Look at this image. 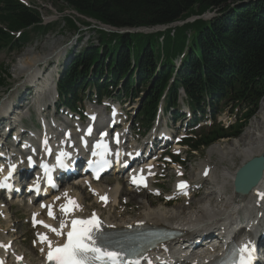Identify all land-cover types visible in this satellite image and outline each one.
<instances>
[{
	"label": "trees",
	"instance_id": "1",
	"mask_svg": "<svg viewBox=\"0 0 264 264\" xmlns=\"http://www.w3.org/2000/svg\"><path fill=\"white\" fill-rule=\"evenodd\" d=\"M55 1L80 17L118 30L167 26L186 21L191 16L214 12L216 16L208 23L198 21L182 27V31H200L192 41L190 50L193 52L179 72L181 79L177 84L195 103L204 90L222 93L219 102L224 100V105L230 102L255 105L264 92V0ZM39 23L37 11L27 9L15 0H0V24L8 30L34 27L44 33L50 28L38 27ZM65 23L74 30L79 29V18L67 17ZM80 26L90 24L82 22ZM94 32L97 45L89 43L67 66L60 82L61 89L71 91L72 86L76 89L77 82H80V85H92L97 90L107 91L108 86L115 87L123 81V92L135 96L138 88H142L145 107L139 111L138 118L149 125L157 100L172 74V54L168 52V46L165 63H161L157 71L160 58L158 35ZM23 37L17 43H21ZM175 43L176 40L172 44ZM10 45V36L0 29V50ZM5 75L0 76V86L7 78ZM218 135L222 137V131ZM214 140L210 136L202 141L208 146Z\"/></svg>",
	"mask_w": 264,
	"mask_h": 264
},
{
	"label": "rangeland",
	"instance_id": "2",
	"mask_svg": "<svg viewBox=\"0 0 264 264\" xmlns=\"http://www.w3.org/2000/svg\"><path fill=\"white\" fill-rule=\"evenodd\" d=\"M28 1L31 4H33V6L37 10L40 11L43 19H48V21L46 23L54 22L53 25L50 27V28H53V30H49L48 34H46V35L43 34L42 39H39L38 37L34 38L32 40V42L21 53V54H23L22 56H21V54L17 55V56H13V53H10V54L6 53V52L0 53V71L4 72L6 75H8L10 77L7 80L6 88L10 89L11 86L9 83L14 84L12 89H11V92H9V93H5L3 91L4 89H2V88L4 87V84L2 86H0V108L5 107L7 103H11L13 97L17 94L18 91L20 93L22 92L21 88L25 86L23 83L26 80H28V77L25 76L26 74H23V72H24V70L31 72L29 66H30L31 61L34 58H38V57L42 58L41 66L46 64L47 62L51 63V65H49L47 67V70L42 73L43 74L42 75L43 77L41 76L42 80L39 79V82L36 84L37 87H40L42 85V82L44 81L43 79L47 80L50 78L51 80L47 83V85L44 88V90H47V88L49 87V84L51 86H54L52 84H55V77L51 75L52 72L57 71L60 74V72H62L63 68L69 62V60L74 58L75 54L79 53L82 49L87 47V45L89 43H92V44L97 43L96 42L97 34L93 30L94 27H97V25H98L97 22L90 20V19H87V18H84V17L78 16L75 12L65 8L64 6H62V4H60L59 2H57L55 0H28ZM196 7H198V6H196ZM196 10L197 9H195V11ZM72 16H73V18H79V23L77 24L79 29L81 28L80 24H82V22H87L90 24V26H88V27L93 28L92 31L94 34L92 33L91 30H89L90 28L85 27V28H81L80 33L77 35V32L79 29L74 30L65 23V20L67 19V17L69 18ZM199 17L201 20H203V22L208 23L209 19L212 17V14L205 13L204 15L199 16ZM189 19L195 20L197 18H196V16H191ZM179 23L180 24L172 26V27L176 28V31H182L181 25L183 24V22H179ZM78 36H80V38H81L80 41H77ZM182 40H183V35H182V33H179V35L176 39V42L180 43V42H182ZM166 46H169L168 42H167ZM48 54H51V56L48 57L47 56ZM0 76H3V75L0 74ZM49 97H51V91L46 92L41 98H36V97L31 96L30 102H32V104H33L32 107L35 111V117H34V119L32 118L33 124H31L28 121V116H27V113L25 110L20 111L19 115H16V117H14V123L17 124V121L19 120V118H23L24 120L22 122V127L31 128L33 130V127H35L37 125V120L40 117L41 110H43V109H45V107L49 106L50 108L47 110L46 114L48 116H51L54 113L53 104H52L51 100H49ZM42 102L45 104L40 105V103H42ZM83 104L85 105L84 110H87L91 106V102H89L87 99L84 100ZM262 105H264V101H263ZM136 106H137L136 101L134 102V101L127 100L125 102V104L122 106V109H124L125 111H128L129 112L128 116L130 117L133 114V111H135ZM94 107L98 108L97 105H95ZM260 107H261V104L259 105L258 111H257L256 115L254 116L253 120H250L248 122V125L246 126L244 131L240 134L241 137H242V134L244 132H246V130L250 126H252V123L254 121H256V118L259 116L258 112H259ZM261 116L262 115H260V117ZM228 119H229L228 116L226 114H223L219 120L222 123H225L228 121ZM160 120H161L160 126L162 128H164L165 122H168V125H169V123H171L170 119L166 116H161ZM129 121H130V118H129ZM60 123H62V122H60ZM259 123L260 122L258 121L256 124L259 125ZM178 126H179V124H174V125H172L171 128H169L170 130H168V131H174L178 128ZM253 130L254 129L249 130V132L253 131ZM256 132L257 131H255V134H256ZM259 134H260V132H257L256 135H259ZM256 135H255V138H254V136L252 137L254 140H256V138H257ZM239 137H237V138L239 139ZM261 137H262V133H261ZM231 142H234V141L223 140V141L219 142L218 145H220V146L213 145L212 147H210L207 150L195 153L196 154L195 156L193 154H188V158H190V159H189V162H187V169L185 170L186 178L187 179L196 178L197 174L200 175L198 172H199V170L201 172V166H203L204 164L207 163L209 165V167L212 169V171H214V176L212 177L213 178L212 181H217L219 179V176H222L223 174H225L227 176L226 178L229 181V178H228L229 173L231 174V171H232V174H233V172H235V171H233L232 169L235 167H238L240 164L239 161L233 162L234 160H231L233 154L228 152V151L230 150L232 152V149L225 151V148L227 147V145L229 146V144ZM256 144L258 145L259 148L261 146L260 149H262V146H264L263 145L264 142L262 144V140H260V139H257ZM217 150H219V151H217ZM224 152H226V153H224ZM221 155L222 156L224 155L223 158ZM236 155H237V157H239L240 153L238 152V154L236 153L235 156ZM170 169H171V167H168L167 172L165 174V176H167V178L165 180L161 181V183H164L166 185L164 187L167 188L168 191L171 190L172 183L175 180L173 178V175H172V172L170 171ZM160 171H161V169H160ZM227 172H229L228 175L226 174ZM113 178L114 177H108L105 180H103L100 184H98L99 187H101V188L106 187V189L109 190L110 188L112 189L114 187V185L116 184L115 180H118V182L120 183L118 189H120V192H122V193H120L121 197L119 199L120 204L118 205V207H117L118 202L116 204L112 203V204H108V206H103V209H102V217L103 218H107V217H109V215H112L113 213H115V215L117 217V221L112 220V222H115L116 224L117 223L118 224L124 223V221L126 222L130 219H135V217H137L139 214H141L143 212V210H145V207H149L148 205L150 202H153L152 206L150 207L151 211L152 210H159V211L163 210L165 214H168V216H170L172 214L173 215H179L181 213L184 215L185 219L190 218V215H189L190 210L189 209L191 207L190 208L186 207L187 204H184V201H182L181 204L185 205L184 209L187 211H183V212L180 211L178 213V211H179L178 208L180 206L182 207L181 204L180 205L179 204H173L172 206H170V207L167 206V208L164 209L165 206L163 205L162 202H160L161 198H154V197L150 196L151 193L150 194L145 193L143 195H137V193L129 191V189L126 187V184H125L123 177H121L119 179H117V178L113 179ZM151 181H153V180H151ZM228 181H225V183H227ZM159 182L160 181H157L154 186H157L159 184ZM69 185H71V184H68L67 186H69ZM67 186H64L63 188H65ZM224 186H226V185L224 184ZM230 189H231V186H230V188H228L227 195L230 199H232L233 195L231 194L232 197L230 196ZM73 192L75 193V195L77 197L79 196V197L83 198V206L87 207V210H90V209H92L93 211L96 210V207L98 205V200L95 198V196H92L91 192H89L87 190H83L81 188H78L77 190H75ZM153 192L155 193V190H153ZM118 193H117V195H118ZM129 195L135 196L136 201L132 200L131 203H128ZM0 198H2L1 195H0ZM25 200H26V198H25ZM125 201L127 202V203H125V207H128L126 209L122 206ZM135 202L137 204H135ZM220 202L221 201H218V203L214 204L215 205L214 206L213 203L210 204L209 200H207V201H204V204H206V205H204V207H206V208L208 207L209 209H211V211L209 210V212H211L214 216V211L216 210L217 206H219V207L223 206V204H220ZM17 203L21 205L23 203V200H21V198H20L19 200H17ZM26 203H27V200H26ZM155 203H157V204L155 206H153ZM161 206H164V207H161ZM7 208H8V206L6 207V209ZM213 209H214V211H213ZM8 210H9V212L13 218H12L11 222H10V220H8L7 223H5V221H4L3 223L0 224V227L3 226L2 227L3 231L2 230L0 231V235L1 236L10 235L12 237V239L14 240V241L13 240L12 241L14 243L15 249H18V251L23 252L24 254H26L31 259H33V256H36V259H37L38 256H37L35 250L31 247V240H32V238H34V236H32L31 232L29 231L30 221L28 220V214H31L33 209H30L29 204H26L25 207H21V208H18V205L16 204V205H13L11 207V209H8ZM207 216L213 218V216L210 214L209 215L207 214L206 217ZM8 217H10L9 214H8ZM196 217H197V215L196 216L194 215L193 218L195 219ZM260 221H261V219H260ZM260 221L258 222V225L260 224ZM12 225L15 226V227L13 226L15 229L12 227ZM171 225H173V224L171 223ZM10 227H11V229H10ZM4 228H6V229H4ZM9 230L12 233H7V231H9ZM234 232H235L234 234H238L237 233L238 230L235 229ZM16 240H17V242H16Z\"/></svg>",
	"mask_w": 264,
	"mask_h": 264
},
{
	"label": "bare ground",
	"instance_id": "3",
	"mask_svg": "<svg viewBox=\"0 0 264 264\" xmlns=\"http://www.w3.org/2000/svg\"><path fill=\"white\" fill-rule=\"evenodd\" d=\"M47 56L49 57V56H51V54H48ZM41 61H42L41 57L34 58L31 61L30 66H29L30 70L32 72V74H30L29 78H30L31 82H33V81L35 82L36 81L35 84H37L39 82V80H35V79H36V74L38 73V69L37 68L40 67L41 64H42ZM43 80L44 81L42 82V85L40 87L43 86L42 88L44 89L45 86L47 85V83L51 79L49 78L47 80L46 79H43ZM52 85H54V84H52ZM42 94L43 93H39V95H42ZM36 95L38 96V93ZM258 114H259V116L256 119V122L253 124L252 129H254L257 132H260V135L262 133V137L261 138L257 137L256 140H254L252 137L254 136V138H255V135H256L255 131L254 130L250 131V132L248 131V132H246V134L244 136L240 137L237 140H233L234 142H231L229 144V146L227 145V147L225 148V151L229 150V149H232V152L230 150L228 152L233 154L232 155V159L230 158L231 160H234L233 162H235V161H239L240 162L238 167H235V168L232 169L233 171H235V173H236V171L239 168H241V166H243L244 164L249 162L251 159H253L255 157H258V156H263L264 157V146H262V149H260L261 146L259 148L258 145L256 144L257 139L262 140V142L264 140V105H262V108L260 109V112ZM260 115H262V116L260 117ZM258 121L260 122L259 125L256 124ZM217 151H219V150H217ZM238 152L240 153L239 157H237V155L235 156V154L236 153L238 154ZM224 153H226V152H224ZM223 156H222V158H223ZM141 164H142L141 161L136 163V165H138V166L141 165ZM148 165L151 166V163H148ZM138 166L136 167L138 169V171L139 172L142 171V169L139 168ZM198 173L200 175H202L204 177V179H202L200 177V175H198V178L196 180L200 181L201 186H199V188L196 191H194V193L190 192V193H193L192 197H187L188 199H190L189 202L186 205V207H188V208L191 207L189 209L190 210V212H189L190 218L185 219L184 215L181 214V213L179 215H173L172 214V215L168 216V214H165L163 210H162L163 212L159 211V210H152L151 211L150 207L152 206L153 202H150L149 205H148L149 207H145V210H143V212L141 214H139L137 217H135V219H130L126 223L116 225V223L115 222H111L112 220L110 219V218L114 217L113 215H109V219L108 220H107V218H105L104 221H102L101 220L102 213H101V210L98 209L95 212V215L99 219L100 225L103 227L102 228L103 231L106 232L108 229H112V228L123 229V228H129V227L146 226V227H150V228L154 227V228H161V229L162 228L172 229L176 233L183 234V232L185 233V230H189L190 229V223H193V220H195V222L196 221H201L204 217H206L207 214L208 215L210 214V215L213 216V214L211 212H209V210L211 211V209H209L208 207L207 208L204 207V205H206V204H204V201L209 200V203L210 204L213 203V205L218 203V201H221L220 204H223V206L220 205L221 207H219L218 209L223 210L225 213H222L219 216L224 218L226 215L229 214V212L230 213L233 212V215H231V217L236 218V219L238 218V221H239L237 223L239 226H237V227L242 226L239 229H237V227H236V230H238V232H237L238 234H234L230 244L235 245L237 248L242 247L243 244H242L241 241L244 238H247L252 233V232L245 231V229L249 228L250 224H251V226H252L251 228H254L255 232H256V231L259 230V228H261V225H262L263 219H261V221H260V219L258 220L257 214H260L262 212L264 213V203L262 204V201H258L259 198H256L257 196H255V192L258 189V187H260L263 184V182H264V173H263V176H262V179H261L260 183L250 192V194L248 196H246L244 198H236V196H234L232 194L233 198L232 199L228 198L229 202L226 203V204H224L222 202H224L226 200L227 193H228L227 192L228 188H230V186H231V189H232V183H233V178H234V174L235 173L233 172V174H232V171H231V174L229 172L226 173L227 175L229 173V177H228L229 181L227 180V178H226L227 176L226 175L219 176V179L217 181H212L213 180L212 177L214 176V171H212V170L209 171V165L207 163L203 165V167L201 168V172L199 170ZM205 173H207V175H205ZM206 176L208 177L207 179H206ZM115 178L119 179L121 177L120 176H115ZM221 178H223L222 181H221ZM79 179H82V178H79ZM151 180H153V177L151 175L147 176V181L149 182V186H151V184H152ZM115 181H116V184L114 185V187L112 189L110 188L111 190L109 192L106 191L105 189H101V187L99 188L98 186H95V189L98 190L99 194L104 195L105 193H107V195H108V197L110 199V204L111 203L116 204L118 202V200L116 199L117 193L118 192H119V194L122 193V192H120V189H118L120 183L118 182V180H115ZM225 181H228V182L225 183ZM224 184L226 186H224ZM69 189H78V187H74L73 184H72L71 186H68L67 188H65V190L68 191V192H66L67 193L66 200L67 201L68 200L76 201L77 200L76 197H72L71 196L72 191H70ZM132 192L136 193V191H132ZM145 193H149L150 194L151 192H149V190H148ZM63 194L64 193L62 192V195L58 196L59 200H62ZM187 195H189V192H188ZM150 196H151V194H150ZM22 197L24 198L25 196L22 195ZM22 197L21 196L20 197H14L10 201H8V203H7V206H8V208H7V219L8 220H10V217H8V214H9V210L8 209H11V207L13 205H16L17 204V200H19ZM78 198H79V201L83 202V198L82 197L78 196ZM132 200L136 201L135 196H132V195L130 196L129 195L128 203H131ZM135 204H137V203L135 202ZM251 205H252V209H254V212H257L256 214H254L255 216L252 215L253 212L250 211V210H252L251 209ZM99 206L101 207V203L99 204ZM164 206H165V208L167 207V205H164ZM164 206H161V207H164ZM184 206L185 205H182V207L180 206L178 208L179 209L178 213L180 211H182V212L183 211H187V210L184 209ZM18 207H22V205H18ZM228 208H229V210H227ZM216 210H217V208H216ZM245 210H246V212H244ZM52 211L54 213V209H52ZM213 211H214V209H213ZM5 212H6V210L4 211V213ZM243 213H246V215L243 214ZM194 215L195 216L197 215V217L195 219L193 218ZM4 216L6 218V215H4ZM34 216H35V221H37V223H38L40 221L39 208L36 209ZM91 216H92L91 214H88V215H85L84 217H82L81 219H90ZM216 218L218 219V217H216ZM259 221H260V224L258 225ZM48 222H50V220H48ZM251 222H254V223H251ZM113 223H115V224L112 225ZM171 223L173 225H171ZM44 224L50 225L48 223H44ZM59 225H60V222L58 223L56 228H58ZM219 227L220 228L222 227L221 224L220 223L217 224V222H216V223L212 224L208 229H214L215 230V229H217ZM4 229H6V228H4ZM10 229H11V227H10ZM42 229L45 230V231H48L44 227H42ZM66 229H65V231H66ZM234 230L235 229H233V231ZM44 234H46V233H44ZM49 235L51 236L50 240L57 246L63 245V243L65 242V237L58 238L53 233H51ZM190 237H191V234H185L184 239H189ZM16 242H17V240H16ZM0 245H4V247H0V262H2L3 261V253L8 251L9 244H8V242L0 240ZM181 246H182L181 243H176V242H172V244L167 243L166 245H164V246L159 248V254L154 253L151 256H153L155 258V262L157 264L160 263V261L163 258L162 257L163 255L167 256V260L166 261H168L169 264H188L189 262H192L193 259L187 258L186 256L184 257L183 254H179L180 250H178V249ZM217 248H218V246H217ZM222 254H223V252L218 253L217 256L215 257L214 261L211 260L209 264H214L216 260H218V259H220L222 257ZM9 255L12 256L10 252H9ZM45 256L46 255H45V252H44L43 253V257H45ZM196 259L201 261V262L205 261L204 257L202 259L200 257H196ZM29 261L32 264V260L29 259ZM44 262H45V259H44L43 263ZM191 264H195V263H191Z\"/></svg>",
	"mask_w": 264,
	"mask_h": 264
},
{
	"label": "snow or ice",
	"instance_id": "4",
	"mask_svg": "<svg viewBox=\"0 0 264 264\" xmlns=\"http://www.w3.org/2000/svg\"><path fill=\"white\" fill-rule=\"evenodd\" d=\"M93 119H95L93 117ZM87 134H91V129H89ZM104 135H107L106 133ZM118 143V139H117ZM47 146V141H45V147ZM97 149H103V153L93 152V155H103L108 154L107 146L103 143H98L95 146ZM51 154V150H48ZM69 158L64 152H60L57 155L56 165L58 167L64 168V159ZM107 165V161L104 162ZM31 164V160H30ZM41 167L44 169V176L46 177L49 184H51V173L55 170L54 168H49L46 164H42ZM126 167V165H125ZM3 169H0L2 172ZM15 172V168L9 170V176L5 177L4 182H0V188L10 187L6 183L10 179L11 174ZM149 172L151 170L149 169ZM182 175V173H178ZM207 175V173H205ZM95 178H99V172L96 173ZM146 178L141 174H137L132 177L131 183L137 187H147L145 182ZM189 185L186 182H181L177 185V190L183 195L187 196V189ZM29 191L39 192V182L34 188L29 189ZM158 195V193H157ZM67 196V193L65 194ZM168 199H171L169 197ZM108 198L106 196L101 197V201L107 204ZM42 207H45L42 205ZM48 207V215L50 219H55V215L52 211L51 206ZM79 205L74 200H68L67 204L60 207L59 211L63 213L64 217L73 215L75 211H81ZM39 226L46 228L49 232L53 233L56 237H66L63 245H55L47 235L41 234L38 236V241L41 245L47 246V253L45 259L47 264H121L124 261V257L115 251H110L108 245L104 242V237L100 235L102 229L100 221L95 215L92 214L90 219H63L60 222L59 228H53L50 225L44 224L43 221L38 222ZM33 226H37V222H33ZM69 230L65 232V229ZM4 247V245H0ZM43 254L44 249H41ZM254 249L250 248L249 245H245L240 248L233 249L229 255L222 258L219 264H252ZM22 259V258H21ZM2 264V262H0ZM124 264H139L138 261L128 260L124 261Z\"/></svg>",
	"mask_w": 264,
	"mask_h": 264
},
{
	"label": "water",
	"instance_id": "5",
	"mask_svg": "<svg viewBox=\"0 0 264 264\" xmlns=\"http://www.w3.org/2000/svg\"><path fill=\"white\" fill-rule=\"evenodd\" d=\"M264 171V158L259 157L247 163L235 177V192L240 195H247L261 180Z\"/></svg>",
	"mask_w": 264,
	"mask_h": 264
}]
</instances>
